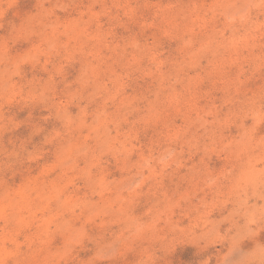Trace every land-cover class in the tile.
Masks as SVG:
<instances>
[{"label": "rangeland", "instance_id": "obj_1", "mask_svg": "<svg viewBox=\"0 0 264 264\" xmlns=\"http://www.w3.org/2000/svg\"><path fill=\"white\" fill-rule=\"evenodd\" d=\"M0 264H264V0H0Z\"/></svg>", "mask_w": 264, "mask_h": 264}]
</instances>
